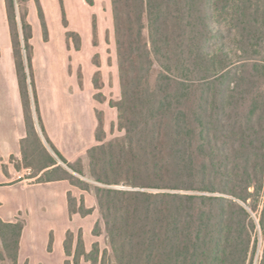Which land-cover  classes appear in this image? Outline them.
<instances>
[{
    "label": "trees",
    "instance_id": "obj_1",
    "mask_svg": "<svg viewBox=\"0 0 264 264\" xmlns=\"http://www.w3.org/2000/svg\"><path fill=\"white\" fill-rule=\"evenodd\" d=\"M6 6L27 134L46 157L39 171L67 176L36 131L14 1ZM112 7L119 123L141 149L147 177L158 182L135 187L222 195L99 188L115 263L247 264L257 224L244 205L255 213L264 183V0H112ZM22 33L41 123L24 20ZM92 177L121 182L95 170ZM257 220L264 233V215ZM22 231L0 219L5 257L14 264Z\"/></svg>",
    "mask_w": 264,
    "mask_h": 264
},
{
    "label": "rangeland",
    "instance_id": "obj_2",
    "mask_svg": "<svg viewBox=\"0 0 264 264\" xmlns=\"http://www.w3.org/2000/svg\"><path fill=\"white\" fill-rule=\"evenodd\" d=\"M13 1L36 131L56 167L68 173L65 176L52 168L39 171L46 157L34 152L37 142L27 134L20 97L26 158L21 152L22 140L18 150L17 142L5 145L4 184L0 187V219L23 226L16 264H116L98 204V189L171 190L134 185L155 186L158 182L147 177L141 149L127 139L119 123L122 91L112 0ZM22 20L32 34V72L41 123L35 112ZM158 72L155 63L151 85ZM32 163L34 168L28 165ZM93 170L121 182L101 184L92 177ZM63 176L67 179L58 180ZM244 207L257 224L247 264H260L264 233L257 218L264 215V183L255 213ZM9 242L13 245V240ZM0 264H14L5 257L1 236Z\"/></svg>",
    "mask_w": 264,
    "mask_h": 264
},
{
    "label": "crops",
    "instance_id": "obj_3",
    "mask_svg": "<svg viewBox=\"0 0 264 264\" xmlns=\"http://www.w3.org/2000/svg\"><path fill=\"white\" fill-rule=\"evenodd\" d=\"M20 97L6 0H0V187L4 184L5 145L17 142L18 150L25 134Z\"/></svg>",
    "mask_w": 264,
    "mask_h": 264
}]
</instances>
